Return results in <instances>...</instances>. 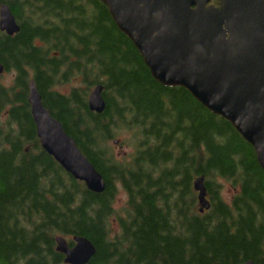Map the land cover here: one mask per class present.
<instances>
[{
	"label": "trees",
	"instance_id": "1",
	"mask_svg": "<svg viewBox=\"0 0 264 264\" xmlns=\"http://www.w3.org/2000/svg\"><path fill=\"white\" fill-rule=\"evenodd\" d=\"M2 5L20 30L0 32V264H64L56 237L88 240L96 250L88 264H264V173L227 122L156 83L97 0ZM30 81L102 177L103 194L41 150ZM99 86L105 110L96 115L87 99ZM120 133L131 135L134 154L117 159L110 144ZM199 178L210 204L203 214ZM217 182L232 187L231 205ZM117 188L126 211L112 236Z\"/></svg>",
	"mask_w": 264,
	"mask_h": 264
},
{
	"label": "water",
	"instance_id": "2",
	"mask_svg": "<svg viewBox=\"0 0 264 264\" xmlns=\"http://www.w3.org/2000/svg\"><path fill=\"white\" fill-rule=\"evenodd\" d=\"M97 1L137 50L152 79L164 88L185 90L227 122L253 150L264 173V0ZM19 30L9 8L0 6V32L13 37ZM102 92L99 86L89 95L90 113L104 112ZM27 103L41 150L89 193L103 194L102 177L43 107L34 81L28 84ZM193 190L200 213L208 211L204 180L194 181ZM54 242L64 264H88L96 255L84 238H72V247L62 237Z\"/></svg>",
	"mask_w": 264,
	"mask_h": 264
},
{
	"label": "rangeland",
	"instance_id": "3",
	"mask_svg": "<svg viewBox=\"0 0 264 264\" xmlns=\"http://www.w3.org/2000/svg\"><path fill=\"white\" fill-rule=\"evenodd\" d=\"M5 82L8 83L10 79L8 77H4ZM111 148L113 149L114 155L116 156L117 159H121L125 157L126 155H133L134 154V148L131 144V135L126 134V133H120L117 137V139H113L111 142ZM217 184L221 187L222 190L220 192L221 198L225 204L231 205L232 198L234 197V193L232 191V187L230 185H227L225 183H218ZM195 194V193H194ZM196 195V194H195ZM126 196L125 194L117 188V196L114 199L113 202V209L115 213V217L110 220V229H111V234L112 236L116 235L118 232V227H117V215L120 214H125L126 211ZM208 201V198H207ZM66 241L69 242L67 238H65Z\"/></svg>",
	"mask_w": 264,
	"mask_h": 264
},
{
	"label": "flooded vegetation",
	"instance_id": "4",
	"mask_svg": "<svg viewBox=\"0 0 264 264\" xmlns=\"http://www.w3.org/2000/svg\"><path fill=\"white\" fill-rule=\"evenodd\" d=\"M212 3H214V4H215V0H212Z\"/></svg>",
	"mask_w": 264,
	"mask_h": 264
}]
</instances>
